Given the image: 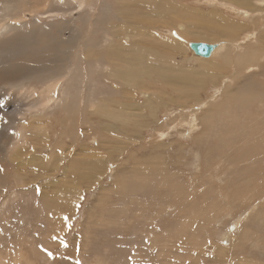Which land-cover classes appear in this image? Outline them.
I'll use <instances>...</instances> for the list:
<instances>
[{
	"label": "rangeland",
	"instance_id": "obj_1",
	"mask_svg": "<svg viewBox=\"0 0 264 264\" xmlns=\"http://www.w3.org/2000/svg\"><path fill=\"white\" fill-rule=\"evenodd\" d=\"M9 1L10 16L21 14L25 26L0 36V264H264V45L258 42L264 0H245L247 6L243 0H160L188 12L196 38L169 27L184 21L176 14L154 17L134 7L132 21L155 25L153 37L137 40L172 53L162 56L161 66L146 58L141 70L156 63L171 73L164 81L134 74L140 56L122 58L130 64L120 65L124 78L116 81V96L109 89L114 61L108 69L89 66L105 51L97 43L115 9L103 7L116 0H89L77 10L73 0ZM220 17L240 29L230 33ZM119 21L106 45L120 31ZM231 39L236 46L228 49ZM191 43L227 48L202 60ZM46 57L74 84L73 73H85L96 86L97 107L88 109L86 81L82 91H70L78 96L75 108L68 100L44 124L47 135L38 126L25 129L28 146L11 147L6 111L21 94L6 92L20 71H40L37 58ZM112 100L123 106L114 108Z\"/></svg>",
	"mask_w": 264,
	"mask_h": 264
},
{
	"label": "bare ground",
	"instance_id": "obj_2",
	"mask_svg": "<svg viewBox=\"0 0 264 264\" xmlns=\"http://www.w3.org/2000/svg\"><path fill=\"white\" fill-rule=\"evenodd\" d=\"M68 1H67V3H68ZM88 1L89 0H73V2L76 5L75 9L76 10L77 9H84L85 8V5L87 4ZM128 1L129 2L132 1V4L131 5H128V4L125 3L124 0H116L115 2H113V4H115V6H112L111 5L112 3H111L108 6H104L103 7V10H110L112 8H115L109 14V18L111 19V23H110L109 29L107 28V30L104 32L106 34H105V36L103 35L104 38L102 37L103 38L102 41L100 43H97V45H98L97 48H101V50H105L103 53L99 54V58H107V63H104V64L101 63L99 61V58L98 57H97V60L94 59V60H91L89 62V66H91V68L92 67H96V70L98 71L102 67L105 68V69H108L109 67L112 66L113 61H114V70L112 71V73L109 74V79L112 77L111 81H109V89L111 90V95L112 96H116V95L121 94V93H119V90H120L119 87H120V85L116 83L117 79L119 80L121 78L123 80V78H124V72L122 70V66H120L121 63L130 64L126 60H124L122 58L135 57L137 55L140 56L141 65L138 68H136L137 70L134 72V74H137V73H139L141 71V73H143V74L150 75L149 77L155 76V75L162 76V79L164 81L165 78L169 77L168 74L171 73V71H169L167 69H165L162 72L161 68L159 66H156L155 64L158 62V65L161 66V63L163 61L162 60V56H163V58H165L166 56H167V58H169L170 56H172V53H170V51H168V50H162L161 44H160V48H159L160 51L159 50H153V48L151 46H150V48H148L146 46V44L144 42V38H146L148 36V34H150L151 31H154L155 25L150 26L146 22V19L144 20V22H142V21H138V22L132 21V18H133L132 16H135V14H134V7L143 10V13L142 14H149V15H152L153 14L154 17H157L159 12L162 13L161 14L162 17L164 15H166L167 12L169 14H176L179 17V19L180 18H183L184 21H181L182 24H180V23H178V24L170 23V26L169 27H171V29H173V28L178 29V32L183 37H187V35H189V34L192 35V30H190L191 27H189L190 21L189 22H186L185 21L188 18V15H187L188 12L187 11H184V10H180L179 7H178V3L175 2L176 3V7H175V4L166 3V2H163V1H160V0H159V2H147V3L146 2L145 3H141V2H139L140 0L139 1L128 0ZM215 1L216 0H214V2ZM243 1H244V3H239V4H241L243 6H247L246 5V2L247 1L246 2H245V0H243ZM47 3H48V1H47ZM59 3H60V1H59ZM65 4H66V2H65ZM65 4H64V6H65ZM61 5H63V4L61 3ZM12 11H13L12 1H9V0H2V1H0V36L1 37L2 36H5V35H7L9 33H12L13 31L18 30L19 28L25 26L24 25V19H25V17L20 16L21 14H19V15H15L14 14L13 17H11L10 15H11V12ZM236 12H238V14L244 15L245 17H249L250 16V11H248V10L243 11L242 9H240V10L237 9ZM254 12H256V11H254ZM119 16L128 17L127 18L128 19V22H121V21H119ZM216 17L218 18V16H216ZM216 17H214V18H216ZM89 18H91V17H89ZM208 18H211V16L208 17ZM214 18H211V19L213 20ZM15 19H17V20H15ZM86 19H88V18H86ZM114 20H118L119 21V25H120L121 29H120L119 32H114V38L112 39L111 43L110 44L108 43L109 45H106L107 44V41H108L107 38H109V35L111 34V33L109 34V32L110 31L113 32L112 31V26H113V21ZM218 23H221L222 25H224L225 27L223 26V28H227L228 27V31H230V33H232L233 31H235L236 29L239 28V26L237 24H231L228 21H226L225 19H222L221 17L218 20ZM188 27H189V29H188ZM108 30H109V32H108ZM224 32H226V31H224ZM139 34L140 35H143V37L145 36L144 38H142V42H139L137 40V35H139ZM225 34H227V33H225ZM149 36H152V35H149ZM192 36H194V35H192ZM75 37H76L77 40L80 39V35H76ZM89 41H87V42H89ZM91 41H96V40L93 39ZM120 41H122L123 43L121 45H118V43ZM236 41L237 40L234 41V39L229 40L228 42L231 43L232 46H228V49L232 48L233 46H236V45H234ZM258 42H259V44L262 43L264 45V39L262 38V35L261 34H258ZM166 44H168V43H166ZM169 44H170L169 46H173L176 50H179L180 49V47L178 45H175V44H172V43H169ZM221 44L222 45L220 47L218 45H213V46H215V48H214L211 56L213 55V53L215 55L216 53H218V52H220L222 50H225L227 48V47L221 48L223 46V43H221ZM87 48H88V46H87ZM89 50H90V48L87 51L90 52ZM147 51H148V54H147ZM173 55H174V53H173ZM146 58H150L151 60H153V63L156 62L155 64L151 63V67H149L151 69L148 70V71L141 70L142 69V66L145 65ZM199 58H202V60H209V59H206V58H210V57H204V59H203V56H201ZM37 59H38L39 65L41 64V66H43V67H41L42 69L40 71H38V72H36L34 70H31V69L20 71L19 73L22 75L21 78L19 80H17L16 82L10 83L9 90H7V92H6V94L8 95V93L10 91L11 92L17 91V92H19V94H21L19 96L22 98V99H20V97L18 98V101H16V103L14 104L12 111H9V112L6 111L8 114L11 115V121H12V125H10V127H9L10 128L9 130L11 132V133H9V136L13 140V143L11 144V147H14L15 146V147H17V149H18V147H22V146L23 147H27L28 146V139H29L28 137L29 136H27V134L24 133V130L25 129L26 130H29V129L35 127V126H38L39 130H41L39 132V133H41L40 135H42V136L47 135L45 129L43 128L44 124H51V120L49 118H51L52 115H54V116L57 115V112L59 111V108L63 109V108H65V106L68 107V105H66V103L68 102V100L71 101L72 104H70V103H67V104H69L72 108H75V105L74 104L77 102V100H74V97L75 98H78V96L75 95V94L73 95V93L71 94L70 91L73 90V92H74V91H77L78 89H80L82 91V89H81L80 86L83 83H85L86 81H88L87 75H84L85 73L83 75H81V76H76L77 75L76 72L73 73L72 71H69L70 73H73L74 75L73 74L72 75L75 76V78H76V82L77 83L74 84L73 83V79L71 78L72 76L68 78L67 77V73H68L67 71H65L64 69H60L58 67L53 68L52 65H49L48 62H47V57H46V59L44 61H42L40 58H37ZM84 60H86V59H84ZM239 60H241V59L239 58ZM56 61H57V59H56ZM79 61H80V59H79ZM209 63L212 64L211 66H209V68H211V67H214L215 66L214 63H216V62H209ZM70 64H72V61H71ZM77 64H79V63H77ZM132 66H134V65H132ZM214 68H216V67H214ZM4 69L6 70V68H4ZM34 69H37V68L35 67ZM82 69H83V67H82ZM138 70H140V71L138 72ZM127 72L130 74L128 68H126V72H125L126 85H128V83H129L128 80H127V77L128 76H131V74L130 75H127L128 74ZM65 75H66V78L64 77ZM149 77H146V78H149ZM34 79L37 80V83L40 82L43 87H35L34 84L32 86L31 82ZM65 79H66V84H65V86H63V82L65 81ZM88 82L90 83V87H89V90H88V103H89L88 109L89 110H94V109H96L97 102H98L95 99V97H94V93L96 92L97 89H96V86L94 85V83H91L90 81H88ZM75 85H77V86H75ZM60 90H61V92H59ZM110 90H109V92H110ZM25 91L27 92V94L24 93ZM28 94H30V97H29ZM59 94H61V96H62L61 99H59ZM143 94H144V97L145 98L150 97L149 93H143ZM11 95H12V93H11ZM3 99H4V97H3ZM30 99H33V100L35 99V101H30ZM58 99H59V101H58ZM3 101H0V104L3 103ZM57 101H58V104H56ZM112 102L114 103L113 104L114 105L113 107L116 108V109H117V107L120 108V106L123 103V102L122 103L121 102H118L116 100H112ZM4 103H5V101H4ZM86 104H87V102H86ZM116 104H118L120 106H117ZM136 104H138V103H136ZM54 105L56 107H53ZM72 105H74V107ZM134 106H135V103L132 104L131 109H133ZM138 107H139V105H138ZM60 116H61V114H60ZM255 116H257V115H255ZM88 119L89 120H92V118L90 117V115H89ZM19 121H21L20 122V125L17 124V123H19ZM88 122L91 123L92 121H88ZM251 122H252V120H251ZM28 123H29V125H28V127H26L27 126L26 124H28ZM254 123H255V121H254ZM192 124H194V123H192ZM248 124H251V123L249 122ZM259 124H262V123H259ZM92 125L93 124H91V126ZM258 125H257V127H258ZM195 127H197V126H195ZM195 127L192 128V129L193 130L196 129ZM245 127H246V125H245ZM261 139H264L263 135H262V138ZM251 149L254 150L253 148H251ZM18 151H20V150H18ZM251 152H253V151H251ZM19 155H20V157H22L21 154H19ZM246 159H248V157ZM17 176H18V174H17ZM256 183H257V181H256ZM249 191H250V189H249ZM253 191H254V189H253ZM7 199H5V200H7Z\"/></svg>",
	"mask_w": 264,
	"mask_h": 264
},
{
	"label": "water",
	"instance_id": "obj_3",
	"mask_svg": "<svg viewBox=\"0 0 264 264\" xmlns=\"http://www.w3.org/2000/svg\"><path fill=\"white\" fill-rule=\"evenodd\" d=\"M191 49L199 56L210 57L215 46L202 44V43H192L190 44Z\"/></svg>",
	"mask_w": 264,
	"mask_h": 264
},
{
	"label": "snow or ice",
	"instance_id": "obj_4",
	"mask_svg": "<svg viewBox=\"0 0 264 264\" xmlns=\"http://www.w3.org/2000/svg\"><path fill=\"white\" fill-rule=\"evenodd\" d=\"M65 219H67V218H65ZM70 227V226H69ZM62 243H63V241H62ZM49 255L51 256L52 255V253H49Z\"/></svg>",
	"mask_w": 264,
	"mask_h": 264
}]
</instances>
